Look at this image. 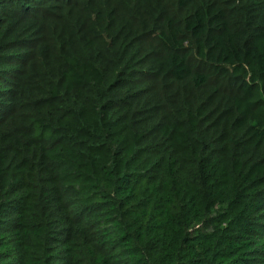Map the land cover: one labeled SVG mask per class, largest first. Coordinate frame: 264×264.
Returning a JSON list of instances; mask_svg holds the SVG:
<instances>
[{"label": "trees", "instance_id": "trees-1", "mask_svg": "<svg viewBox=\"0 0 264 264\" xmlns=\"http://www.w3.org/2000/svg\"><path fill=\"white\" fill-rule=\"evenodd\" d=\"M0 84V264H264V0H0Z\"/></svg>", "mask_w": 264, "mask_h": 264}, {"label": "rangeland", "instance_id": "rangeland-1", "mask_svg": "<svg viewBox=\"0 0 264 264\" xmlns=\"http://www.w3.org/2000/svg\"><path fill=\"white\" fill-rule=\"evenodd\" d=\"M27 51H21V52H18V53H15L14 55H18V54H23ZM12 68H17V67H12ZM4 86L2 84H0V89H2Z\"/></svg>", "mask_w": 264, "mask_h": 264}]
</instances>
